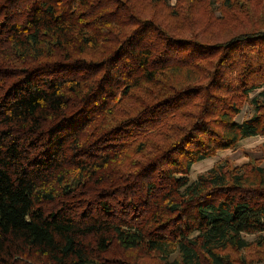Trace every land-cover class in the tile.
Returning <instances> with one entry per match:
<instances>
[{
	"label": "trees",
	"instance_id": "16d2710c",
	"mask_svg": "<svg viewBox=\"0 0 264 264\" xmlns=\"http://www.w3.org/2000/svg\"><path fill=\"white\" fill-rule=\"evenodd\" d=\"M175 2L0 0V264L264 260V157L189 178L264 136V0Z\"/></svg>",
	"mask_w": 264,
	"mask_h": 264
},
{
	"label": "rangeland",
	"instance_id": "374dc122",
	"mask_svg": "<svg viewBox=\"0 0 264 264\" xmlns=\"http://www.w3.org/2000/svg\"><path fill=\"white\" fill-rule=\"evenodd\" d=\"M170 5H174L175 0H167ZM260 90L252 91L249 95L250 97L258 96ZM252 105L245 103L239 114H237L235 120L241 121L252 114ZM263 147H264V136L257 135L252 137L243 138L238 141L233 148H227L222 151H217L210 158L197 161L190 168L189 178L194 180L196 175L199 173L206 172L211 166L227 161L228 164L232 166H241L252 160H257L258 162H263ZM248 240L253 239L252 235H245ZM232 256H243L246 260H253V264H264L263 259H257L256 248L251 247L248 249L241 250L238 254L231 253ZM135 258V262L139 264H162L160 260L155 257L152 253L144 252H134L132 255Z\"/></svg>",
	"mask_w": 264,
	"mask_h": 264
}]
</instances>
